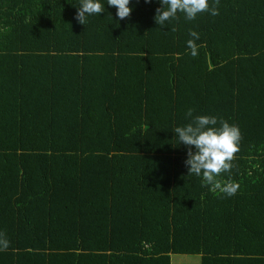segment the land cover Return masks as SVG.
Masks as SVG:
<instances>
[{
    "label": "trees",
    "instance_id": "obj_1",
    "mask_svg": "<svg viewBox=\"0 0 264 264\" xmlns=\"http://www.w3.org/2000/svg\"><path fill=\"white\" fill-rule=\"evenodd\" d=\"M99 2L0 0V264H264V0ZM189 108L239 127L234 196L189 175Z\"/></svg>",
    "mask_w": 264,
    "mask_h": 264
},
{
    "label": "clouds",
    "instance_id": "obj_2",
    "mask_svg": "<svg viewBox=\"0 0 264 264\" xmlns=\"http://www.w3.org/2000/svg\"><path fill=\"white\" fill-rule=\"evenodd\" d=\"M151 3V0H144ZM161 7L156 9L154 17L159 26H163L170 19L177 18V13H183L189 21L194 20L198 14L208 12L212 16H218L219 0H215L209 6L208 0H160ZM130 0H108V6L116 8V16L120 20L130 18L132 8ZM105 11L99 0H81L77 8L75 19L82 25L87 17L101 14ZM174 30V29H173ZM189 35L193 39L187 41V47L193 57L198 55L199 34L191 31ZM194 109L189 108L186 117L191 122L185 126L176 127L174 132L179 143L188 147L185 165L189 175L202 176V186L211 185L213 190H219L228 197L234 196L239 184L231 180L221 182L217 179L222 173L230 172L235 153L239 151V142L242 134L238 126L230 125L227 121L218 120L215 116H193ZM219 125V126H217ZM194 149V151H193ZM10 242L5 233L0 232V251H6Z\"/></svg>",
    "mask_w": 264,
    "mask_h": 264
},
{
    "label": "rangeland",
    "instance_id": "obj_3",
    "mask_svg": "<svg viewBox=\"0 0 264 264\" xmlns=\"http://www.w3.org/2000/svg\"><path fill=\"white\" fill-rule=\"evenodd\" d=\"M169 264H201V260L197 255L172 254L169 258Z\"/></svg>",
    "mask_w": 264,
    "mask_h": 264
}]
</instances>
